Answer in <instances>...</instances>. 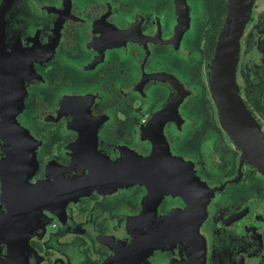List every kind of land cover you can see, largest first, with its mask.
<instances>
[{
    "label": "flooded vegetation",
    "instance_id": "obj_1",
    "mask_svg": "<svg viewBox=\"0 0 264 264\" xmlns=\"http://www.w3.org/2000/svg\"><path fill=\"white\" fill-rule=\"evenodd\" d=\"M231 6L0 0V264H264V0L224 96L242 142Z\"/></svg>",
    "mask_w": 264,
    "mask_h": 264
},
{
    "label": "water",
    "instance_id": "obj_2",
    "mask_svg": "<svg viewBox=\"0 0 264 264\" xmlns=\"http://www.w3.org/2000/svg\"><path fill=\"white\" fill-rule=\"evenodd\" d=\"M250 5L251 0H232L231 13L219 37L214 62L215 80L217 82L216 88H214L215 102L223 115V119L227 124L232 126L230 129L232 135L235 137L236 130H241V132L239 131L241 133L240 136H236L240 142L247 137L242 136L244 127L240 129L235 124L243 125L247 123L242 121L246 116V111L238 98L224 96H232L228 95L226 90L233 81L232 75L234 74L233 69L239 49L240 31H242L246 24ZM246 129L252 130L253 127L249 126ZM250 146L247 148L248 153L253 149ZM254 153L256 152L254 151ZM259 168L264 172L263 165H259Z\"/></svg>",
    "mask_w": 264,
    "mask_h": 264
}]
</instances>
